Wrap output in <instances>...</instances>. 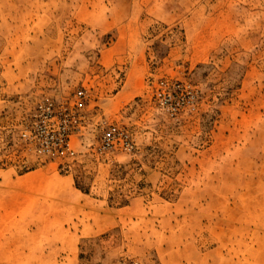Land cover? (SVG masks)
I'll list each match as a JSON object with an SVG mask.
<instances>
[{
  "label": "rangeland",
  "instance_id": "1",
  "mask_svg": "<svg viewBox=\"0 0 264 264\" xmlns=\"http://www.w3.org/2000/svg\"><path fill=\"white\" fill-rule=\"evenodd\" d=\"M81 88L37 157V105ZM0 264H264V0H0Z\"/></svg>",
  "mask_w": 264,
  "mask_h": 264
},
{
  "label": "built area",
  "instance_id": "2",
  "mask_svg": "<svg viewBox=\"0 0 264 264\" xmlns=\"http://www.w3.org/2000/svg\"><path fill=\"white\" fill-rule=\"evenodd\" d=\"M90 100V92L81 88L64 101H43L20 132L21 141L39 158L64 155L70 150L72 134L83 130L89 121L84 110ZM99 125L100 150L130 151L133 148L130 135L123 127L106 121H101Z\"/></svg>",
  "mask_w": 264,
  "mask_h": 264
},
{
  "label": "crops",
  "instance_id": "3",
  "mask_svg": "<svg viewBox=\"0 0 264 264\" xmlns=\"http://www.w3.org/2000/svg\"><path fill=\"white\" fill-rule=\"evenodd\" d=\"M81 193H82V192H81ZM84 195H87V194H84ZM43 250H44V249H43ZM43 250L41 251V254H42V255H44V251H43Z\"/></svg>",
  "mask_w": 264,
  "mask_h": 264
}]
</instances>
